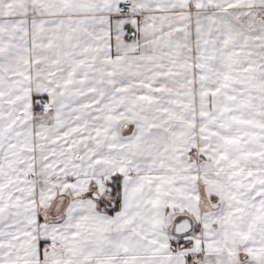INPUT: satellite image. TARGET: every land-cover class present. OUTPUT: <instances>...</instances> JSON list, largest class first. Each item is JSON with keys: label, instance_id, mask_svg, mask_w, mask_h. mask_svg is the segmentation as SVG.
<instances>
[{"label": "snow or ice", "instance_id": "obj_1", "mask_svg": "<svg viewBox=\"0 0 264 264\" xmlns=\"http://www.w3.org/2000/svg\"><path fill=\"white\" fill-rule=\"evenodd\" d=\"M0 264H264V0H0Z\"/></svg>", "mask_w": 264, "mask_h": 264}]
</instances>
